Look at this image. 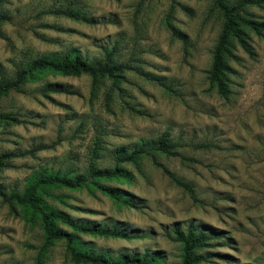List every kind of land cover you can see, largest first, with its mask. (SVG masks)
I'll list each match as a JSON object with an SVG mask.
<instances>
[{"label": "rangeland", "instance_id": "obj_1", "mask_svg": "<svg viewBox=\"0 0 264 264\" xmlns=\"http://www.w3.org/2000/svg\"><path fill=\"white\" fill-rule=\"evenodd\" d=\"M213 4L214 0L1 3L9 19L0 26V77H12L22 62L66 52L102 61L106 51H113L112 61L127 67L114 82L102 78L96 85L86 74L44 72L20 91L0 96V112L18 118L0 119V154L47 145L0 167L3 189L20 193L43 169L82 175L90 159L100 168H113L117 147L130 149L166 134L179 143L178 156L151 151L123 163L130 179L101 181L126 190L135 206L108 197L89 182L78 188L44 187L40 195L77 221L130 234L79 235L80 246L110 258L158 251L162 258L157 264H179L181 248L172 238V225L193 222L212 235L211 246L201 249L207 259L198 264H264V36L245 29L250 52L232 41L229 92L218 95L207 80L222 25ZM56 8L78 9L92 22L47 13ZM242 14L264 21V4L247 5ZM168 24L184 38L173 36ZM46 83L67 85L75 93H50L46 98L41 93ZM200 143L210 146L196 148ZM157 164L189 183L197 200ZM44 241L36 213L0 198V264H37L39 255L44 264H75L63 240L42 251Z\"/></svg>", "mask_w": 264, "mask_h": 264}, {"label": "trees", "instance_id": "obj_2", "mask_svg": "<svg viewBox=\"0 0 264 264\" xmlns=\"http://www.w3.org/2000/svg\"><path fill=\"white\" fill-rule=\"evenodd\" d=\"M5 1L0 0V5ZM262 4H264V0H238L233 4H228L224 0H214L213 6L221 16L222 25L212 50L207 80L209 87L214 88L215 92L220 96H226L229 92L228 74L232 72V69L227 63V58L232 56V41L236 42L244 51L250 52L245 29L247 28L257 35L264 36V21L246 17L242 14V11L247 5L260 6ZM47 13L73 20L91 21L78 9L56 8L49 9ZM8 19V15L0 10V26L3 21ZM168 26L173 36L179 39L184 38L175 27L171 24H168ZM112 54L113 51H106V59L102 61H87L73 52H66L60 57L39 56L30 59L22 62L12 77H0V96L10 90L20 91L26 82L37 80L44 72L61 75L86 74L91 77L93 85H96L102 78L111 79L114 82L115 78L121 76V73L127 67L122 64H115L112 61ZM147 78L158 81V77L155 75H148ZM41 93L44 97L50 98V93L74 94L75 91L64 84L46 83L42 86ZM0 119L18 122V118L11 113L0 112ZM209 146L208 143L195 145L196 148ZM46 147L47 145H38L32 150H25L19 153L14 151L1 153L0 167L6 166L8 161L14 157L32 153L35 149ZM178 147V142L169 139L166 134H161L150 142H141L130 149L126 147L114 149L112 153L113 168H100L90 159L85 173L74 177L58 171L47 172L43 169L32 177L20 193H7L0 185V198L6 203L27 206L38 215L40 226L45 236L42 251L54 241L63 240L65 251L75 264H157L162 258L158 251H145L141 254L133 253L110 258L104 253L93 252L86 247L80 246L78 239L81 234L111 238H128L131 235L119 228H108L99 224L77 221L70 217L66 211L48 205L40 195V192L44 187L78 188L85 182H89L108 197L120 203L135 206L126 190L104 184L101 181L112 179L128 180L131 177V172L123 166V163L134 162L138 157L149 154L151 151L169 156H178ZM182 159L190 160V158L186 157H182ZM157 166L176 185L181 186L191 199L197 200L189 183L176 177L161 164H157ZM172 238L179 243L181 248V261L179 264H198L207 259V255L201 253V249L211 246L212 235L207 233L201 225L188 222L185 226H182L181 223L175 222L172 225ZM37 264H44L40 255L37 257Z\"/></svg>", "mask_w": 264, "mask_h": 264}]
</instances>
